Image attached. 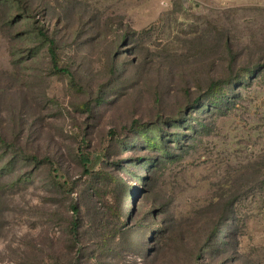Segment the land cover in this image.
Instances as JSON below:
<instances>
[{
  "label": "rangeland",
  "instance_id": "obj_1",
  "mask_svg": "<svg viewBox=\"0 0 264 264\" xmlns=\"http://www.w3.org/2000/svg\"><path fill=\"white\" fill-rule=\"evenodd\" d=\"M22 1L0 0V264H264V0ZM226 212L237 240L194 262Z\"/></svg>",
  "mask_w": 264,
  "mask_h": 264
},
{
  "label": "trees",
  "instance_id": "obj_2",
  "mask_svg": "<svg viewBox=\"0 0 264 264\" xmlns=\"http://www.w3.org/2000/svg\"><path fill=\"white\" fill-rule=\"evenodd\" d=\"M12 6H16L18 7L22 12L26 11V8L23 6V1L22 0H13L12 2ZM25 17V16H24ZM26 18H31L30 16H27ZM33 21L31 20L30 23H32ZM38 34L43 37L44 39L48 40L50 43V48H49V53L52 57V62H53V66H54V70L55 71H59V72H64V73H70L67 68H60L59 66V57L58 54L56 52V48H55V41L53 39H51L47 33L43 32L42 30L38 31ZM252 74L253 71L252 70H248L246 71L245 74H243L242 76H238L236 77L234 80L237 79H244L247 77L248 74ZM246 76V77H245ZM211 87H214V85H212ZM213 89V88H212ZM216 89V87H215ZM215 89H213V91H215ZM171 147V146H168ZM167 146H164L163 149V153L164 155H169V149ZM78 159H79V163L83 168V172L86 176H88L91 180H99V182L106 184L109 181H113L115 179L114 176H109L107 173H105L103 170L100 171H93V169H91V157L90 154L84 153L83 150H79L78 151ZM66 181H64L65 183ZM58 185L62 188H64V185H67V187L70 186V181L67 180V184H62L60 185L58 183ZM117 186H120L119 184ZM68 189V188H67ZM71 211H72V221H71V227H70V233L72 235V239L75 243V245H79L80 244V209L77 205L72 204L70 207ZM209 221V219H208ZM211 221H213V219H211ZM223 223H227V226L225 228V230H222L221 232V236H218V233L221 231V225ZM160 231V234L163 236H166L168 233L174 231V230H169V232L167 233V231L163 228ZM203 231V230H202ZM202 231L199 229L198 230V234L202 233ZM180 233V238L184 237L185 233H188V231H179ZM178 233V234H179ZM236 233H237V220H236V216L234 214H227V212L225 214H223L220 218L219 222H216L215 226L213 227L212 230L208 231L206 234H204V236L200 239V241H197V245L195 246L194 250H193V261H199L200 259L203 258L204 252L206 251L207 248L210 247L212 254H220V253H226L227 250L226 246L230 245L232 241H236ZM203 235V234H200ZM195 237V236H194Z\"/></svg>",
  "mask_w": 264,
  "mask_h": 264
}]
</instances>
